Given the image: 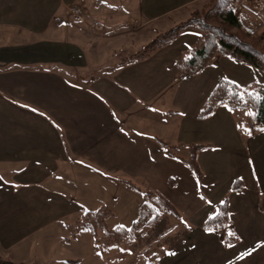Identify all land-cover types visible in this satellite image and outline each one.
Segmentation results:
<instances>
[{
  "label": "crops",
  "instance_id": "obj_1",
  "mask_svg": "<svg viewBox=\"0 0 264 264\" xmlns=\"http://www.w3.org/2000/svg\"><path fill=\"white\" fill-rule=\"evenodd\" d=\"M205 1L0 0V260L85 264L94 238L67 241L68 225L108 201L119 202L106 205L112 218L138 214L145 197L121 182L129 179L163 194L181 217L164 215L126 252L95 264H264V132L242 134L245 112L225 106L198 118L218 81L247 86L264 72L218 56L182 75L177 61L198 37L192 29L125 63ZM70 4L84 7V21L68 15ZM155 137L181 145L183 159L190 145H210L198 153L203 178ZM224 200L239 238L229 245L204 228Z\"/></svg>",
  "mask_w": 264,
  "mask_h": 264
},
{
  "label": "trees",
  "instance_id": "obj_2",
  "mask_svg": "<svg viewBox=\"0 0 264 264\" xmlns=\"http://www.w3.org/2000/svg\"><path fill=\"white\" fill-rule=\"evenodd\" d=\"M236 1L207 0L200 13H195L187 20L157 35L134 56H129L125 63L146 59L157 50L176 41L184 30L194 29L198 31L197 42L186 56L177 61L182 75L200 72L218 56L233 59L264 72V43L242 28L235 11ZM220 106L245 113L250 111L246 118L240 119L237 123L238 130L242 134L255 136L264 132L261 131L264 129V83L256 82L241 86L234 81L221 79L199 111L198 118L204 119L211 116ZM155 139L168 156L187 165L198 180L203 178L198 153L202 149L210 148V145H190V157L183 159L176 153L181 145L169 144L159 137ZM121 182L127 188L140 192L145 197L138 209V219L131 227L121 225L110 227L108 218L113 215V211L107 206L88 209L75 223L68 225L70 237L66 239L67 241L87 232L93 236L94 249L100 254L112 250L126 252L128 247L136 241L138 234L152 229L164 215L169 214L176 219L181 217L178 209L160 192L143 190L129 179H121ZM239 185L236 183L233 188L238 190ZM204 228L222 231L226 245L239 239L230 227L227 200L217 204L216 211L207 218ZM0 263L14 264L3 260H0Z\"/></svg>",
  "mask_w": 264,
  "mask_h": 264
},
{
  "label": "rangeland",
  "instance_id": "obj_3",
  "mask_svg": "<svg viewBox=\"0 0 264 264\" xmlns=\"http://www.w3.org/2000/svg\"><path fill=\"white\" fill-rule=\"evenodd\" d=\"M206 2H207V0L205 1V3ZM201 11H202V8L197 10L196 12H193L192 15H194L195 13H200ZM235 11H236V15H237V17H238V19L240 21V24H241L242 28L246 32H248L252 37H254V38H256V39H258V40H260L261 42L264 43V0H237L236 1V6H235ZM192 30H194V29H192ZM197 40H198V37L196 38V40L194 42L196 43ZM194 44H193V46H194ZM146 45H144V46H146ZM139 50L140 49H137V50L129 53L127 56L135 55ZM115 60L118 61V60H123V59H121L120 57H118V59H111L112 62H114ZM256 70H259V69H256ZM260 83H264V80L261 81ZM249 114H250V111L245 113L244 118H246ZM165 129H166V132L168 133L167 134L168 138H172L173 139V135H174V131L173 130L174 129L170 128V127L169 128H165ZM178 153H180L181 156H184L185 152H184V150H181V151H178ZM110 202L108 201L105 204L111 206L113 209H117L115 206L119 205V202H111V203ZM121 203H123L125 206H127V203H125V199H123V198H121ZM100 207H102V206L100 205ZM100 207L99 206L92 207L91 209H97V208H100ZM125 214L127 215V218H128V221L126 223H124L125 222V219H123L124 217L122 215L120 216L118 214V216L116 218H112V217L109 218V220H108L109 226L110 227H115L117 225H121V226H126L127 228H130L131 225H132L131 223L138 218V214H136V211H126ZM117 219L119 220V222L117 221ZM162 241H161V243H164L165 240L163 242ZM95 251H96V253H94V254H90L91 253L90 250L85 253V264H95L97 262L96 259L99 256H101L102 254L97 252V250H95ZM115 251L116 250H112L111 252L112 253H116Z\"/></svg>",
  "mask_w": 264,
  "mask_h": 264
},
{
  "label": "built area",
  "instance_id": "obj_4",
  "mask_svg": "<svg viewBox=\"0 0 264 264\" xmlns=\"http://www.w3.org/2000/svg\"><path fill=\"white\" fill-rule=\"evenodd\" d=\"M66 11L68 15H70V17H72V19L76 22H82L85 20V9L82 5L70 4L66 7Z\"/></svg>",
  "mask_w": 264,
  "mask_h": 264
},
{
  "label": "snow or ice",
  "instance_id": "obj_5",
  "mask_svg": "<svg viewBox=\"0 0 264 264\" xmlns=\"http://www.w3.org/2000/svg\"><path fill=\"white\" fill-rule=\"evenodd\" d=\"M241 98H242V97H241ZM258 98H261V97L258 96ZM261 131H264V129H261ZM249 134H250V133H249ZM0 179H2V178H0ZM230 235H232V234L230 233Z\"/></svg>",
  "mask_w": 264,
  "mask_h": 264
}]
</instances>
